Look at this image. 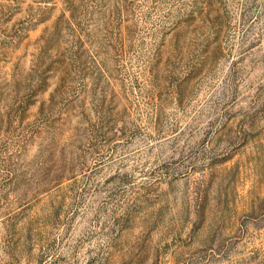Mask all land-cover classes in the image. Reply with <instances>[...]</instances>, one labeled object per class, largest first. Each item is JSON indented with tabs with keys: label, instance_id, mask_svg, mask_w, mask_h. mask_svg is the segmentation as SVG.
<instances>
[{
	"label": "rangeland",
	"instance_id": "obj_1",
	"mask_svg": "<svg viewBox=\"0 0 264 264\" xmlns=\"http://www.w3.org/2000/svg\"><path fill=\"white\" fill-rule=\"evenodd\" d=\"M0 264H264V0H0Z\"/></svg>",
	"mask_w": 264,
	"mask_h": 264
}]
</instances>
